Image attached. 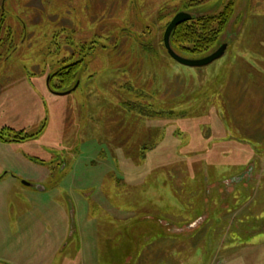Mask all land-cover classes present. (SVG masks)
Wrapping results in <instances>:
<instances>
[{"label":"rangeland","instance_id":"1","mask_svg":"<svg viewBox=\"0 0 264 264\" xmlns=\"http://www.w3.org/2000/svg\"><path fill=\"white\" fill-rule=\"evenodd\" d=\"M230 3L221 58L168 56ZM0 135V264H264V0H0Z\"/></svg>","mask_w":264,"mask_h":264},{"label":"trees","instance_id":"2","mask_svg":"<svg viewBox=\"0 0 264 264\" xmlns=\"http://www.w3.org/2000/svg\"><path fill=\"white\" fill-rule=\"evenodd\" d=\"M230 6L231 3L226 5L217 15L201 16L200 18H198V20L190 19L189 21L183 22L176 26L172 30L170 35L171 48L178 55L187 58H191L194 56L199 58L200 54L206 52L207 50H210L211 48H214L217 45L218 40L221 37L222 32L224 31V28L227 25L226 22L229 21L232 16V14L231 16L227 15L231 11ZM79 62L80 61L68 63L62 67H59L55 72L48 76L47 87L51 91V93L58 95V93L69 91L74 87L73 80L76 76L75 74ZM252 81L258 83L259 79L255 77L252 79ZM260 89H262L261 85ZM9 130L12 131L11 129H7V127L3 129V132H5V134L9 137L8 140L16 141L30 137L29 135L24 134L22 130H19L18 132L14 131V135H16L17 137L9 136ZM0 140L5 141L6 139L5 137H2V135H0ZM158 234L164 235L162 232H159ZM107 242H110L109 249L112 250V252H110L111 257L115 258L113 254L117 249L114 250V247L110 240H108ZM135 248L136 246L133 245L134 250Z\"/></svg>","mask_w":264,"mask_h":264},{"label":"water","instance_id":"3","mask_svg":"<svg viewBox=\"0 0 264 264\" xmlns=\"http://www.w3.org/2000/svg\"><path fill=\"white\" fill-rule=\"evenodd\" d=\"M191 18H192V15L185 11L177 12L171 18V20L166 25L164 29V33H163L164 49L166 50L167 54L169 55L171 59H173L175 62H177L178 64L182 66H186L190 68L204 67V66L210 65L215 60H218L219 58H221L225 53L227 45L226 43H222L211 53H209L206 56L200 57V58H187V57H183L175 53V51L171 48V45H170L171 32L176 26H178L179 24L183 22L189 21ZM74 88L75 87H73L71 90L66 91V92L58 93V95L68 94L71 91H73Z\"/></svg>","mask_w":264,"mask_h":264}]
</instances>
